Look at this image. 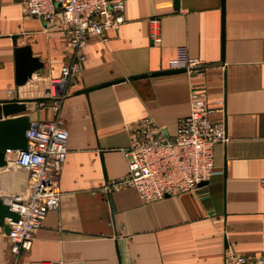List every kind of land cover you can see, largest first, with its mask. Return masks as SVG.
<instances>
[{
	"label": "crops",
	"instance_id": "obj_1",
	"mask_svg": "<svg viewBox=\"0 0 264 264\" xmlns=\"http://www.w3.org/2000/svg\"><path fill=\"white\" fill-rule=\"evenodd\" d=\"M122 14L105 40L87 38L57 110L50 100L31 101L6 116L59 117L68 137L58 207L18 255L0 227V264H224L227 253L264 256V0H224L223 62L221 0H125ZM65 29L59 16L45 22L27 14L25 0H0V101L46 97L34 83L16 86L14 48L28 45L43 64L34 76L57 79L61 65L76 59ZM179 46L204 73L151 75L169 69ZM193 88L205 90L210 120L225 127L211 178L152 203L127 185L106 191L126 174L133 124L148 117L174 135ZM14 155L8 151L0 167L5 203L25 191L28 177Z\"/></svg>",
	"mask_w": 264,
	"mask_h": 264
},
{
	"label": "built area",
	"instance_id": "obj_2",
	"mask_svg": "<svg viewBox=\"0 0 264 264\" xmlns=\"http://www.w3.org/2000/svg\"><path fill=\"white\" fill-rule=\"evenodd\" d=\"M124 5L125 0H25L27 14L45 22L58 16L62 19L66 46L75 54V60L61 65L57 79L43 80L32 75L27 81L45 92L54 110L58 109L67 82L79 71L78 53L86 46L87 38L96 36L105 40L109 31H116L123 23ZM169 69L199 75L204 73L205 66L190 57L184 46H179ZM217 104L221 111L222 102ZM212 112L205 90L193 88L189 112L179 120L174 135H166L148 117L136 121L130 129L129 145L123 149L126 174L105 190L127 185L137 191L144 203H152L166 195L192 192L207 182L215 173L214 147L227 140L223 122L210 120ZM26 137V149L15 151L13 158L16 166L28 171L25 191L12 195L8 201L10 209L18 215L16 220L8 221L7 238L14 255L31 249L43 217L58 207L57 180L67 155L68 131L59 117L33 122ZM261 183L264 185V179ZM224 257V264H264V256L227 253Z\"/></svg>",
	"mask_w": 264,
	"mask_h": 264
},
{
	"label": "water",
	"instance_id": "obj_3",
	"mask_svg": "<svg viewBox=\"0 0 264 264\" xmlns=\"http://www.w3.org/2000/svg\"><path fill=\"white\" fill-rule=\"evenodd\" d=\"M175 5H178V0H175ZM223 16L224 0H221V62H223L224 41ZM14 56L16 71L15 84L17 87L26 84L28 79H30L34 73L41 72L43 64L38 58L32 56L30 47L28 45L15 47ZM181 71H184V69H166L155 71L151 73V75L178 73ZM145 76L146 74L132 75L129 76L128 79H135ZM115 82L117 81H113L112 83ZM89 90L90 88H85L77 91V93H87ZM45 100H49V97H39L33 99H18L17 97H14L12 99L0 101V167L7 165L6 154L8 151L15 152L17 150L20 151L26 149V131L31 127L32 124L27 115H19L12 118H6V116L23 112L25 110L26 102ZM17 217V213L11 210L8 203H5L0 196V227H2L4 231L8 233L10 227L8 223H5V219H8V221H14L17 219Z\"/></svg>",
	"mask_w": 264,
	"mask_h": 264
}]
</instances>
